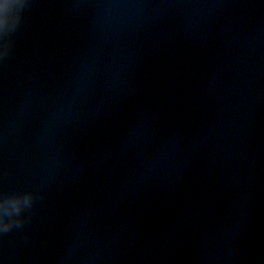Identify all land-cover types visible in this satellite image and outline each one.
Masks as SVG:
<instances>
[{
	"label": "water",
	"instance_id": "1",
	"mask_svg": "<svg viewBox=\"0 0 264 264\" xmlns=\"http://www.w3.org/2000/svg\"><path fill=\"white\" fill-rule=\"evenodd\" d=\"M0 60V264H264V0H31Z\"/></svg>",
	"mask_w": 264,
	"mask_h": 264
},
{
	"label": "clouds",
	"instance_id": "2",
	"mask_svg": "<svg viewBox=\"0 0 264 264\" xmlns=\"http://www.w3.org/2000/svg\"><path fill=\"white\" fill-rule=\"evenodd\" d=\"M31 0H0V60L9 56L12 37L24 21V12ZM36 195L31 191L0 195V235L13 228L22 229L29 217L23 215L34 206Z\"/></svg>",
	"mask_w": 264,
	"mask_h": 264
}]
</instances>
